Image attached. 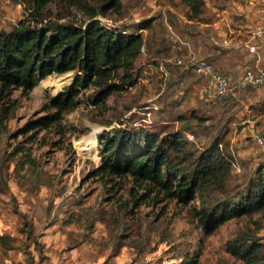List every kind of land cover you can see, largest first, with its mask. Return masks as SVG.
<instances>
[{"label": "rangeland", "instance_id": "rangeland-1", "mask_svg": "<svg viewBox=\"0 0 264 264\" xmlns=\"http://www.w3.org/2000/svg\"><path fill=\"white\" fill-rule=\"evenodd\" d=\"M216 3L208 1L200 20L190 22L180 0H122L121 11L111 9L107 15L116 26L134 30L146 20L154 21L143 31L146 49L135 63V84L99 104L93 100L100 89H83L79 105L48 128H31L30 121L46 114L45 104L73 85V73L50 75L30 92L9 91L3 102L12 111L0 133V264H181L182 245L196 264H243L225 251L228 240L244 235L264 246V218L258 215L231 220L206 235L191 216V205L165 191L157 189L136 206L145 189L131 177L92 175L101 163V141L90 156L75 144L96 130L98 137H108L129 129L136 138L146 129L180 131L193 149L219 143L233 161L230 187H242L264 163V148L254 139L264 131V86H248L237 98L206 102L198 97L202 78L190 64L172 62L177 57L188 62L193 51L206 57L205 47L196 40L211 44L213 27L204 23L217 17L207 13L215 5L220 11L230 8L227 0ZM32 8L24 0H0V32L21 20L41 24L30 15ZM238 16H233L235 22L241 21ZM43 17L55 26L89 18L66 0L49 1ZM246 50L247 56L251 52ZM251 54L247 58L252 69L264 66V41ZM161 64L170 69L169 77L161 75ZM17 146L31 149L39 173L20 168Z\"/></svg>", "mask_w": 264, "mask_h": 264}, {"label": "trees", "instance_id": "trees-1", "mask_svg": "<svg viewBox=\"0 0 264 264\" xmlns=\"http://www.w3.org/2000/svg\"><path fill=\"white\" fill-rule=\"evenodd\" d=\"M33 5L30 15L41 21L31 24L21 20L8 31L0 32V133L5 128L12 107L3 99L12 88L30 92L41 80L53 74L73 73L72 86L45 104L47 113L31 122V128H48L59 123L66 112L79 105L83 89H100L94 104L105 102L114 93L135 84V63L146 44L143 31L152 28L153 19L136 29L109 27L97 18L108 17L109 11L122 9V0H100L99 7L83 0H66L78 5L89 17L81 23L53 25L44 22L43 10L51 0H24ZM189 21H199L205 0H180ZM121 72L123 74H121ZM120 80L119 82H115ZM230 98V97H229ZM102 159L92 175L131 177L145 192L136 206L157 189L167 192L183 205H191L190 214L201 231L210 235L231 220L264 218V163L251 172L248 180L234 190L229 183L233 161L219 143L193 149L191 141L180 131L142 130L136 138L132 130H118L103 137ZM21 169L28 167L39 173L32 151L17 146ZM225 251L243 264H264V246L258 240L238 236L228 240ZM180 247L181 264H196V259Z\"/></svg>", "mask_w": 264, "mask_h": 264}, {"label": "built area", "instance_id": "built-area-1", "mask_svg": "<svg viewBox=\"0 0 264 264\" xmlns=\"http://www.w3.org/2000/svg\"><path fill=\"white\" fill-rule=\"evenodd\" d=\"M247 5L254 11L260 12L259 16L254 20L248 38L244 41V47L251 53L256 54L259 48V42L264 41V0H247ZM102 24L115 27L116 24L112 19L104 16L97 17ZM189 41V39H187ZM216 43L217 40L215 39ZM225 45H231L232 39L223 40ZM146 49V44L141 48V52ZM177 65L190 64L193 73L202 78L204 81L200 89V98L206 102H220L226 97L237 98L239 92L248 86L260 87L264 86V66H257L256 69L246 68L244 73L236 81H232L230 77L218 71L212 62L205 58H197L194 54H189V60L186 62L183 58L177 57L172 60ZM159 71L162 76L169 77L170 69L161 64ZM255 141L264 148V131L254 134Z\"/></svg>", "mask_w": 264, "mask_h": 264}, {"label": "crops", "instance_id": "crops-1", "mask_svg": "<svg viewBox=\"0 0 264 264\" xmlns=\"http://www.w3.org/2000/svg\"><path fill=\"white\" fill-rule=\"evenodd\" d=\"M206 5L208 1L216 3L217 0H205ZM242 0H227L226 6H230L225 11H220L219 6H213L212 10L207 15H216L214 21H207L204 24L213 27L210 33V43L206 46L207 41L203 38H197L196 41L200 43V48H204L206 57L200 56L195 51H191L197 58H205L213 63L214 67L225 74H227L232 81H236L244 73L245 69L252 66L247 57H252L253 54L249 53L247 56L244 54L246 49H242L244 41L248 38L251 26L254 20L260 15V12L252 10L249 6L242 3ZM218 4V3H216ZM205 5V6H206ZM233 5V6H232ZM232 6V7H231ZM227 11V12H226ZM205 13V8H204ZM203 13V14H204ZM202 14V15H203ZM239 15L241 21L235 22L233 16ZM255 15V16H252ZM238 16V17H239ZM192 22V21H190ZM231 38L232 44L225 45L224 39ZM189 39V38H188ZM215 39L218 43H216ZM186 41V40H185ZM190 41V40H189ZM188 41V42H189ZM192 41V38H191ZM190 41V42H191ZM209 48V49H208ZM248 53V50H246ZM183 77L185 74L182 75ZM187 78V77H186ZM190 81V80H189ZM203 85H198V97L200 98V89ZM201 99V98H200ZM202 100V99H201Z\"/></svg>", "mask_w": 264, "mask_h": 264}, {"label": "bare ground", "instance_id": "bare-ground-1", "mask_svg": "<svg viewBox=\"0 0 264 264\" xmlns=\"http://www.w3.org/2000/svg\"><path fill=\"white\" fill-rule=\"evenodd\" d=\"M41 85L45 86V85H47V82L42 81ZM98 134H99V131L96 130V132H94L90 137L85 138L81 141L77 140V142L75 144L77 146L79 145V149L82 152H84L85 154L90 156L91 154H93L94 152L97 151L95 144L98 141Z\"/></svg>", "mask_w": 264, "mask_h": 264}]
</instances>
